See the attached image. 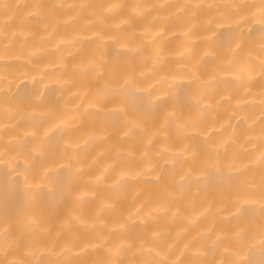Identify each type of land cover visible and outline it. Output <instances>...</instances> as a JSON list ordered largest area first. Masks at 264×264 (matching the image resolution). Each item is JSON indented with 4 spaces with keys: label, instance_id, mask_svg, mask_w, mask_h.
<instances>
[{
    "label": "snow or ice",
    "instance_id": "obj_1",
    "mask_svg": "<svg viewBox=\"0 0 264 264\" xmlns=\"http://www.w3.org/2000/svg\"><path fill=\"white\" fill-rule=\"evenodd\" d=\"M0 7L7 14L12 8L21 6L0 2ZM23 7L29 10V16L44 18L55 17L57 10L65 6L34 3ZM69 7L99 8L102 18L104 13L111 14L124 8H132L140 16L143 13L137 9L154 6L112 3ZM177 7L189 9V15H194L199 9L215 10L219 17L208 21L207 31L212 33L207 37L210 46L191 65L178 66L170 73L146 81L139 71L138 61L144 57L139 46L129 47L115 36L97 33L98 40H111L123 51H117L113 57L101 48L97 54H85L82 62L74 66L88 96L83 114L87 116L89 109H94L92 115L100 121L99 126L92 129L89 141L113 142L112 151L116 159L109 169L118 170L120 174V179L113 181L112 195L101 198V208L114 210L119 203L120 189L142 180L144 173L137 170L136 162L147 157L151 151L172 165L169 170L155 165L150 168V183L155 186L152 198L154 211L178 215L182 199L201 197L206 201L211 197L228 203L229 223L236 222V226L228 231L216 226L208 227L205 230L206 244L201 245L199 253L194 254L190 261H169L154 247L147 249L152 259H137L135 257L145 250L143 238L128 230L132 215H138L143 207L136 203L125 210L123 222L117 221L119 232L108 228L98 243L81 246L76 240V231L85 226L80 188L86 165L67 148L56 169L42 166L37 172L32 163L43 160L50 149L61 148L63 132L70 123L66 122L63 114L49 108L47 120L41 112L40 121L25 133L36 142L25 166L16 170L17 179L13 183L5 181L0 212L5 225L13 222L19 235L7 226L0 227V253L3 255L0 264H33L30 260H10L8 257L10 254L15 257L18 252L30 255L25 237H35L37 232L45 238L47 258L42 255L35 264H69L65 258L70 254L78 257L71 264H264V99L261 100L260 121L262 148L258 156H249L247 162L241 160L235 151H229L235 145L231 138L223 141L205 138L208 125L203 119L213 108L214 89H209V85L215 82L217 76L229 74L240 81L242 75H251L241 56L242 35L235 31L241 21L247 23L250 19H258L261 25L259 74L264 89V0H259V3L228 2ZM225 22H230L227 30L232 32V39L223 44L224 51L217 55L211 46L218 39L214 25L224 27ZM123 23L130 25L131 19ZM205 58L217 61L216 73L207 74L208 79L200 73L201 64L208 62ZM155 63L162 64L163 61ZM73 126L78 127L79 120ZM170 131L183 138L182 146L175 143ZM141 141L146 142L147 151L138 146ZM14 143L21 145L23 142L16 140ZM4 155H8L7 144ZM254 165L260 170L258 179L254 176ZM97 180L105 183L100 177ZM189 186L195 188L190 195L185 192ZM177 187L180 188L179 193L175 191ZM217 214L223 216L219 208ZM152 219L154 217L150 214L148 222ZM74 249L78 251L73 252ZM90 250H99L101 255L94 258Z\"/></svg>",
    "mask_w": 264,
    "mask_h": 264
},
{
    "label": "bare ground",
    "instance_id": "obj_2",
    "mask_svg": "<svg viewBox=\"0 0 264 264\" xmlns=\"http://www.w3.org/2000/svg\"><path fill=\"white\" fill-rule=\"evenodd\" d=\"M10 5H20L5 13L0 7V208L3 207L5 181L9 184L17 179V171L23 169L35 141L25 135L40 121L41 112L44 119L48 118V109L63 114L69 126L63 132L61 148L50 149L43 160H36L35 170L47 167L56 169L61 162L65 148L74 152L77 159L86 165L85 178L80 188L84 201L85 226L76 231V240L84 244H95L107 233L108 228L116 229L117 221L123 222L125 210L131 209L136 203L143 205L139 214H133L128 222L129 232L142 236L145 250L137 255V259H152L148 248H156L169 261H190L198 254L201 245L206 244L205 230L216 226L228 231L236 226L229 223L228 203L209 197L206 201L201 197L184 198L179 202L180 213H160L154 211L152 198L155 186L150 183L152 176L150 168L155 165L159 169H171V163H166L162 157L155 156L151 151L148 156L137 161L138 171L144 173L142 180L123 186L120 189V199L114 210L101 208V198L112 195L113 181L120 179L118 170L109 169L115 162L113 142L96 139L89 141L92 129L99 126V119L89 109V115L83 114V107L88 104V96L81 86L74 66L82 62L85 54H97L103 48L105 54L113 57L117 48L111 40L100 41L97 33L115 36L122 44L129 47L139 46L144 52L143 59L138 61L139 71L146 81L154 77L170 73L177 67L191 65L210 46L207 37L212 33L207 31L208 21L213 17L219 19L215 10L199 9L194 15H189V9L177 6L209 3L245 2L259 3V0H0ZM34 3L61 4L65 7L57 10L55 17L29 16L24 5ZM118 3L122 5H139L136 11L143 15L137 16L132 8H124L111 14L104 13L99 8L69 7L78 5H106ZM131 19V24L123 23ZM225 26L214 25L218 39L211 45L219 55L224 51L223 44L232 39V32ZM257 20L241 21L235 31L242 35L240 41L243 52L241 56L246 61L250 76H241L240 81L225 74L217 79L209 89H214L212 110L204 116L208 125L205 138L223 141L231 138L235 145L229 151L239 154L241 160L247 162L249 156H258L261 148V100L264 99V89L261 86L259 74L260 44L262 33ZM250 53V55H249ZM162 60V64L155 61ZM208 60V58H205ZM217 61L208 60L202 63L200 73L208 79L207 74H215ZM80 106L79 108L77 106ZM199 119V117H196ZM79 120V126L74 127ZM216 133L215 136L212 134ZM175 143L183 145V138L173 132ZM23 143L16 145L14 141ZM88 141V143H85ZM5 144L8 145V155L5 157ZM71 147H68V146ZM79 145V147H77ZM138 146L148 150L146 142ZM176 151V149H173ZM254 176L259 177V167L252 166ZM7 174V175H6ZM100 177L105 181L101 184ZM22 180V177H20ZM179 179V177H177ZM176 193L180 188L175 189ZM195 191L189 186L185 192L189 195ZM217 208L223 216L217 214ZM208 209V211H205ZM154 219L148 222L149 215ZM258 219V217H257ZM194 221V223H190ZM13 229L15 225L9 221L4 223L0 212V227ZM45 238L39 232L35 237H25L28 245L26 255L18 252L9 259L35 261L42 255L47 258L44 250ZM187 245V248H185ZM78 251L74 249L73 252ZM94 258L101 255L99 250H90ZM0 258H3L0 253ZM74 254L65 259H77ZM207 259V258H206Z\"/></svg>",
    "mask_w": 264,
    "mask_h": 264
}]
</instances>
